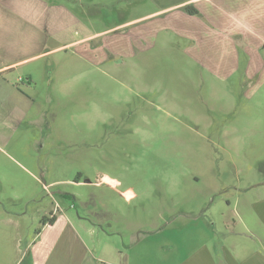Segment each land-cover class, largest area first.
<instances>
[{"label": "rangeland", "instance_id": "rangeland-1", "mask_svg": "<svg viewBox=\"0 0 264 264\" xmlns=\"http://www.w3.org/2000/svg\"><path fill=\"white\" fill-rule=\"evenodd\" d=\"M211 1L44 0L77 22L0 74V264L51 216L60 261L258 247L238 215L264 193V7Z\"/></svg>", "mask_w": 264, "mask_h": 264}, {"label": "crops", "instance_id": "crops-1", "mask_svg": "<svg viewBox=\"0 0 264 264\" xmlns=\"http://www.w3.org/2000/svg\"><path fill=\"white\" fill-rule=\"evenodd\" d=\"M203 0H150L157 10L150 15H158L179 11L183 6L202 2ZM221 0L211 1L218 6ZM244 5L250 9H261L264 0H245ZM48 8V9H47ZM46 12H43V11ZM64 14L67 22H77L72 13L62 6L48 7L44 0H0V74L12 70L22 62V56L27 51L34 50L41 45L43 23L50 18ZM55 14V15H54ZM58 22V20H55ZM107 181L111 179L106 176ZM255 199L246 198L245 215L239 214V219L249 232V238L258 244L256 248H246L238 244L223 245L215 250L209 243H201L192 248L174 264H264V193ZM55 216L53 223H45L31 241L16 245L13 249L22 252L21 261L15 258L12 264H91L89 257L81 262L57 260L60 236L70 233L74 235L69 219L65 216ZM11 220V219H8ZM12 221V220H11ZM235 224L236 221L234 220ZM68 234H66L67 236ZM38 241L37 244H34ZM38 245V246H37ZM22 248V250H21ZM29 255V261L24 262ZM75 259V257H74ZM100 264H122L117 260L97 258ZM124 264H130L125 261Z\"/></svg>", "mask_w": 264, "mask_h": 264}, {"label": "trees", "instance_id": "trees-1", "mask_svg": "<svg viewBox=\"0 0 264 264\" xmlns=\"http://www.w3.org/2000/svg\"><path fill=\"white\" fill-rule=\"evenodd\" d=\"M185 9H186V11H187L188 13H190V14H195V13H197V11H196L192 6L187 5V6H185ZM54 220H55V216H51V217H49L48 219H47V218H43V219L41 220V225H44L45 223H53Z\"/></svg>", "mask_w": 264, "mask_h": 264}]
</instances>
